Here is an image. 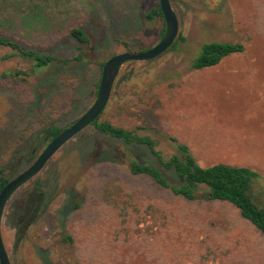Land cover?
I'll list each match as a JSON object with an SVG mask.
<instances>
[{
  "label": "rangeland",
  "instance_id": "374dc122",
  "mask_svg": "<svg viewBox=\"0 0 264 264\" xmlns=\"http://www.w3.org/2000/svg\"><path fill=\"white\" fill-rule=\"evenodd\" d=\"M9 1L19 6L0 3V20L13 21L3 31L39 52L86 58L36 75L31 85L0 82V167L12 180L49 144L32 157L43 128L66 129L81 118L96 100L104 64L156 46L164 20L145 18L159 0ZM170 1L179 20L177 47L125 64L100 121L150 137L165 159L181 144L203 167L249 168L258 173L255 190L264 199V0H224L221 12L218 2ZM33 8L39 11L34 18ZM75 27L84 28L90 49H79L70 36ZM213 41L243 43L246 50L214 68L193 70L191 61ZM7 51L0 49V58ZM27 67L18 58L0 61V73ZM130 158L178 183L148 147H125L90 126L8 202L2 235L11 263L264 264V235L238 208L204 191L195 200L177 196L151 177L132 174ZM37 181L47 194L45 210L17 243L24 189Z\"/></svg>",
  "mask_w": 264,
  "mask_h": 264
},
{
  "label": "trees",
  "instance_id": "16d2710c",
  "mask_svg": "<svg viewBox=\"0 0 264 264\" xmlns=\"http://www.w3.org/2000/svg\"><path fill=\"white\" fill-rule=\"evenodd\" d=\"M6 2L9 6H19L18 3H12L9 0H0V3ZM208 6L213 7L211 2H218L219 7L217 12L223 9L224 0H205ZM222 3V4H219ZM36 9V8H35ZM33 8V15L38 14V9ZM2 6L0 5V13ZM41 13V12H40ZM145 18L148 21L163 19L161 8L158 4L156 8L147 12ZM29 23L32 22L30 18L26 19ZM164 20V19H163ZM8 23H13L11 19L0 20V49L7 51L2 54L0 61L10 62L16 58L27 63L28 67L25 70L10 69L0 73V82L4 80H21L31 85V78L57 67L68 66L72 62H84L85 56L79 54L73 58H60L53 54L39 52L36 49L23 44L11 34L3 31ZM7 31V30H6ZM70 36L76 41L79 49L91 48L92 42L82 27H75L70 30ZM165 34V22L161 32V38ZM180 39L182 37L180 36ZM177 47V42L171 47L169 51ZM143 51L148 50L142 48ZM246 47L243 43L231 42H209L205 43L201 52L191 61L192 69L201 71L204 69L214 68L222 63L226 58L243 54ZM127 79V76H125ZM50 86L52 82L48 83ZM99 88V85L96 87ZM65 108V106H63ZM64 110L68 112L71 110L69 106ZM95 133L104 135L109 139L119 142L125 147L132 144L144 145L148 147L151 153L157 160L167 169L171 170L178 179L177 184H172L164 176V174L150 165L149 163H141L134 158L129 159L130 171L134 175H144L151 177L161 187L170 190L173 194L181 196L188 200H195L197 198V191H204L209 195L211 200L228 202L238 208L243 218L250 221L263 235H264V199L259 196L255 190V181L258 179V173L244 168L235 167L225 164H215L208 167L201 166L191 150L186 145H179V152L169 159H165L161 152L156 148V143L148 136H141L136 130H131L122 124H117L110 119L100 121V118L91 126ZM64 129L51 124L46 125L43 131L36 136V142L31 150V155L34 157L39 149L50 143L56 138ZM33 135L19 138L18 146L27 143ZM5 166V165H4ZM0 167V193L8 183L4 174L5 167ZM24 191L26 192L23 206L18 212L20 219V228L17 233V243L24 239L29 228L37 222L45 210L46 191L40 181L28 185ZM264 195V193H263ZM1 264V263H0Z\"/></svg>",
  "mask_w": 264,
  "mask_h": 264
},
{
  "label": "water",
  "instance_id": "95a60500",
  "mask_svg": "<svg viewBox=\"0 0 264 264\" xmlns=\"http://www.w3.org/2000/svg\"><path fill=\"white\" fill-rule=\"evenodd\" d=\"M165 34L161 41L146 51H127L111 57L103 66L97 97L91 108L70 127L64 129L54 138L25 171L16 178L9 180L0 193V263L12 264L2 235V222L5 208L10 199L25 185L38 176L48 162L62 149L64 145L74 139L88 127L92 126L106 110L116 80L123 66L130 62L152 61L167 53L179 36V20L170 0H159Z\"/></svg>",
  "mask_w": 264,
  "mask_h": 264
}]
</instances>
